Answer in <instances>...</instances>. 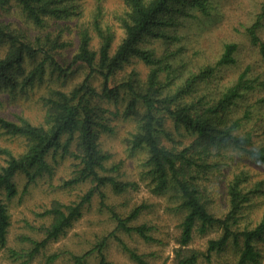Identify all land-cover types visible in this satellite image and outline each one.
<instances>
[{
  "label": "rangeland",
  "instance_id": "1",
  "mask_svg": "<svg viewBox=\"0 0 264 264\" xmlns=\"http://www.w3.org/2000/svg\"><path fill=\"white\" fill-rule=\"evenodd\" d=\"M78 1L79 15L70 19H51L44 27L35 26L15 1L0 7V25L16 29L30 38L36 35L44 38L45 34L50 33L52 38L57 37L68 43L55 54L65 68L64 72L52 70L50 66L43 79L36 81L32 88H9L4 85L0 88V117L14 121L25 118L33 124H40L45 112L44 100L41 98L47 97L52 88L69 91L83 80L88 68L82 63L72 67L68 65L76 49L81 27L89 28L92 46L98 50L100 39L93 28L94 16H97L100 27H109L114 33L113 48L116 46L122 36L118 19L125 10L124 1ZM263 6L264 0H207V13L188 9L191 16L185 12L171 14L178 23L165 27V36L150 33L138 43L140 47L153 52L155 64L150 65L132 56L113 73L112 84L132 78L138 90L143 91L147 87L151 70L155 69L162 95L172 94L185 87L201 69L215 66L224 44L235 42V62L217 65L211 77L193 81L183 99L199 100L198 106L212 105L246 68V75L253 79L255 86L228 105L222 120L227 124L239 120L236 132L249 133L252 146H264V102L261 101L264 99V57L258 45L251 43L246 32ZM261 19V26L256 32L264 41V17ZM4 51L5 46L1 44L0 56ZM35 62L30 59L26 65L31 67ZM92 82L99 90L100 76L95 75ZM126 98L128 95L122 90L117 102L104 103V107L112 112L107 113L110 130L102 131L98 141L101 151L108 155L104 160L106 169L102 173L133 184L119 193L114 192L110 185L96 187L91 179L65 185V181L75 176L73 172L78 160L70 154H62L60 149L56 153L51 152L48 156L52 166L51 174L38 177L26 189L24 176H15L18 193L5 201L10 214V226L7 242L5 246H0V264H99L101 253L114 264H139L127 249L141 255L148 264H175V249L180 246L177 241L180 224L186 211L178 206V199L171 198L170 193L153 192L152 183L144 177L146 149L130 148L129 139L135 129V120L133 115L124 114ZM138 109L142 111V108ZM163 129L159 134L160 141L168 147H181L195 138L193 133L186 132L182 127L177 128L170 117L163 120ZM65 138L63 135L62 140ZM70 146L75 150V141ZM0 148H8L17 154L25 148V141L0 127ZM4 159L5 156L0 154V165ZM208 161L212 165L200 173L199 180L202 186L201 197L206 207L215 215L224 216L229 206L228 184L235 174L242 173L247 177L245 189H255V192L239 213L238 227L254 226L264 214V165L228 144L218 150L214 149ZM114 166L116 168H112ZM90 188L94 194L81 206V215L62 235L47 241L44 247L30 257L28 253H31L34 241L44 238L45 228L52 219L44 211L56 201L64 204L79 202ZM136 206H141V211L128 223L149 226L153 240H145L135 231L126 232L116 228L113 211L126 217ZM221 233L219 225L210 226L205 232H193L192 239L185 247L199 251L196 264H237L239 247L232 242L223 250L212 251L206 256L207 240ZM255 245L262 253L258 264H264V243L256 240ZM54 253L57 256L50 261L49 256ZM75 257H81L82 260L75 263Z\"/></svg>",
  "mask_w": 264,
  "mask_h": 264
},
{
  "label": "trees",
  "instance_id": "2",
  "mask_svg": "<svg viewBox=\"0 0 264 264\" xmlns=\"http://www.w3.org/2000/svg\"><path fill=\"white\" fill-rule=\"evenodd\" d=\"M11 1L17 2L26 17L37 27L46 26L51 19H70L80 13L78 0H0V7ZM123 1L125 10L118 19L122 36L114 48V33L109 27L105 29L100 27L97 16H94L93 28L100 39L98 50L92 46L89 28L79 29V40L68 66L82 63L88 68V72L83 80L69 91L52 88L47 97L41 98L45 106L43 122L33 124L25 118L14 121L0 117L2 129L11 135L22 137L25 141V148L17 154L8 148H0V154L5 156L4 163L0 165V246H5L10 226V214L5 201L18 193L15 176L17 174L24 176L26 189L28 184L38 177L51 174L52 166L48 160L51 152L56 153L60 149L62 154H70L78 160L77 168L73 172L75 176L65 181V185L91 179L96 187L110 185L114 192L119 193L133 184L102 173L106 169L104 160L108 155L101 151L98 141L102 131L110 130L107 125L109 118L107 113L112 112L104 107V103L117 102L123 90L124 94L128 95L124 114L133 115L135 120V129L129 139L130 148L146 149L147 156L143 162L144 177L152 183L153 192L170 193L171 198L178 199V206L186 211L180 224L181 231L177 240L180 246L175 249V264L197 263L199 251L185 246L192 239L195 230L205 232L213 225H219L222 233L207 240L206 256L212 251L223 250L232 242L239 247L237 264H258L262 253L256 247L255 241L264 243V214L254 226L242 229L238 227L239 213L255 192V189H245L247 177L242 173L235 174L228 184L229 206L224 216H217L206 207L201 197L202 186L199 181L200 173L212 165L208 161V156L222 145L228 144L242 150L264 165V146H252L249 133L236 132L239 120H234L230 124L222 120V114L228 105L245 91L254 88V81L247 77L245 68L236 81L220 94L216 103L205 107L198 106L199 100L183 99L190 91L189 87L193 81L211 77L217 65L235 62L237 44L226 42L215 66L201 69L192 76L185 87L172 94L162 95L155 69L151 70L147 87L143 91L138 90L132 78L112 84L113 73L132 56H137L150 65L155 64L153 52L140 47L138 43L150 33L165 36L163 29L178 23L171 14L185 12L189 15L188 9H196L203 13L208 11L207 0ZM262 17L264 6L256 20L247 27L246 32L251 43L258 45L264 57V41L256 32L261 26ZM5 26L0 25V45L5 46L4 54L0 56V88L3 85L9 88H32L36 81L43 79L47 67L50 66L52 70L64 72L65 68L55 54L68 44L66 41H61L57 37L52 38L50 33L45 34L44 38L39 35L30 38L16 29ZM30 59L36 62L27 67L26 63ZM95 75L101 78L99 90L92 82ZM261 101L264 102V99ZM138 108H142V111ZM166 117H170L177 128L182 127L186 132L193 133L195 138L181 147H168L162 144L159 134L164 131L163 120ZM63 135L66 137L64 140ZM73 141L75 150L70 146ZM93 194V189L90 188L79 202L64 204L56 201L46 209L44 214L51 215V222L45 228L44 238L34 241V247L28 255L33 257L47 241L62 235L81 215V206L89 201ZM140 211L141 206H136L126 217H121L113 211L116 228L126 232L135 231L145 240H153L149 234V226L128 223L135 219ZM101 246L103 244L99 245L100 252ZM127 250L137 263L148 264L141 255L133 250ZM56 256V253L50 255L49 260H54ZM75 260V263H78L82 259L75 257ZM99 264L114 263L107 261L101 253Z\"/></svg>",
  "mask_w": 264,
  "mask_h": 264
}]
</instances>
